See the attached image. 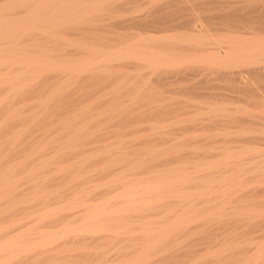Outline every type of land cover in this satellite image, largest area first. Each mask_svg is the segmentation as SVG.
<instances>
[{"label": "bare ground", "instance_id": "1", "mask_svg": "<svg viewBox=\"0 0 264 264\" xmlns=\"http://www.w3.org/2000/svg\"><path fill=\"white\" fill-rule=\"evenodd\" d=\"M119 1L120 0H5V2L2 1L0 3V131H1V133L2 132L6 133L5 140L3 142L1 141L0 148L4 144H9L10 148L13 145L18 146L21 142H23L22 138L27 134L26 133L27 131H28V133H30L31 136H33V139H32V137L30 138V139H32L31 142L29 141L31 143L30 146L27 144L29 146V148L27 146L28 152L25 154V156L23 158H21V160L19 159L20 161L16 162L15 165L12 164L13 163L12 161H11L12 163L9 162L10 165L12 164L13 166L9 165L10 166L9 167L7 165L8 167L6 169L4 168L5 169L4 171H2V169L0 168L1 169L0 171H2V173L0 172L1 173V175H0V201H2V200L7 201L8 199H11L14 194L16 196L17 195L16 193H18L17 191L19 189H21L20 186L25 185V187H26V184L29 186V188H31V189L34 188L35 189L34 191L36 192V151H37L36 146L39 144L36 145V139L34 138V133H33V135L31 133L33 130H35L36 125L39 123L41 124L44 120V117H46L51 112L49 110L50 109L52 110V108H51L52 103H54L55 105L56 104H65L67 101H70V100H75L77 102L78 101L84 102L85 104L87 102V105L80 103L81 105L86 106V107H84V109L82 108L83 110L81 109L82 113H83L82 114L80 112L81 116L82 115L87 116V114H85V113H88L90 108L92 106H94L93 104L96 103L95 101H94L95 103H93V100H97L98 102H100V99H103L101 97H103L104 95H107V93H109L108 96H111V97L114 96L113 98L116 99L119 97V94H120L119 90L122 87H124V88L129 87L130 91H132V93L130 95V101H129L130 103L128 102L129 104H127V105L135 104L132 106H136V103H138L139 100L140 101L146 100L145 102H150V101H147V98L150 99L148 94H151V93H148V92H150V88H151L150 85H153V83H155L156 85L157 84H165L167 82L170 83V81L172 83L173 80H171L169 73H168L169 68H171V67H178L179 68L182 66H189V65L194 66V64H196V63H199V64L201 63L202 65L205 64V66H208L212 69L213 68L219 69L218 71L216 70V72L219 75H226L227 74L226 76L228 78H230L231 81H233L234 83H237L239 86H241L240 88H242V86H244V85L250 84L249 82H251L250 81L251 76H260V77L264 76V66H262V65L261 66H262L263 70H262L261 66H260L261 69L260 68L259 69H257V68L252 69L251 68V70H243L241 68L238 70H231L228 72H226V71L223 72L221 69V68L233 67L236 65L238 66L240 64H247V65H248V63H250V65L256 64L255 62H257V61H260L259 64L261 63V60L264 57V36H261L262 33H264V28H262V29H260V28L264 27V3H262V4H258L255 2L253 3V1H249V0H162V1L152 0L155 2L160 1L157 4L155 3V6L153 7L152 12H149V13L143 12L144 14H139L137 16H136V14H138V13H135V16H133V17H132L133 14H131L132 13L131 12V13H129V16L131 14V17L123 18L125 16L121 15L118 22H124V25L128 28H132V27H134V28H136V27L137 28H146V27L164 28V27L168 26L167 23L164 22V18L167 17V15H157V14H155L156 11L163 10V9H169V10H172V9L173 10H184V9H188V8L189 9L190 8L191 9H195V8L197 9V8L201 7V9L212 11L211 12L212 14L208 15V16H202L200 14H197L196 12L195 13L192 12L193 14L191 13L192 14L191 18L188 19L187 21L183 22L186 24V26L188 25V30L186 32H183L185 34H180L179 31H177V32L175 31V32H173V34L172 33L171 34L166 33L167 35H154L153 33L149 34L150 32L149 33L147 32L148 34H145V33L142 34L141 33V34H137V35H132V34L127 33V34L123 35L124 32L126 33V31H124L123 34H119V31L116 32L115 30H112L111 28H107L109 26L113 27L114 23L102 22L106 19V18H104V15H106V14H107V16H105V17H108V15H109V17L110 18L113 17V19H114V17L116 19L117 17L120 16V15H118V16L117 15H111V14H113V13H111L113 10H115V9L117 10ZM122 1H125V0H122ZM255 1H257V0H255ZM258 1H260V0H258ZM129 2H131V1H129ZM133 3H135V2H133ZM151 3L153 4V2H151ZM146 4L144 5L145 7H147L149 5L148 4L146 6ZM121 6H122V4H121ZM119 8H121V7H119ZM122 9H124V8H122ZM137 9H139V8H137ZM114 13L116 14L118 12L114 11ZM161 13H162V11H161ZM183 17H185V16H183ZM235 18L239 19L238 21H239L240 27L241 26H243V27L249 26V28H251L250 30H246V31H240V30L238 31V29L235 28V29H237L235 33H239V34L245 33V35H247V34L251 35L250 37H243L239 34H238L239 36H234V34L232 32L235 30L231 31V30H227V29H226V32L227 31L229 32V34H230L229 36H228V34H227V36L225 34H223L225 36H223L222 34H221L222 36H220V35L212 36L213 34H211V33L217 28L211 29L210 26L220 24L219 22H217V23L212 22L213 20H222V19L227 20L228 19V21H229L230 19L232 20ZM108 19H106V21ZM206 20H208V22H206ZM179 22H180V20H179ZM179 22H176V23H179ZM173 23L174 22H172V24ZM225 23H226L225 25H229V26L231 24V23L228 24L227 21ZM120 25H122V24H120ZM172 26H174V25H172ZM114 29H116V28H114ZM146 29H148V28H146ZM218 29H221V28L218 27ZM217 30H215V31H217ZM222 30H224V29H222ZM154 31L156 32L157 30H153V32ZM158 31L163 32L164 30H158ZM174 33H176V34H174ZM183 43H185L188 46L187 50H185L186 48L184 50H182L183 48H181V47H184L185 45H182L181 47L178 46V45H181ZM189 48L192 51L188 50ZM186 51H188V52H186ZM201 67L204 69V65ZM205 68H207V67H205ZM189 71L190 70H188V71L179 70L178 71L179 72V74H178L179 75L178 76L179 81L187 79V77L192 74V72L191 71L189 72ZM170 72H171V70H170ZM211 72L213 73V71H211ZM152 74H154V78H150ZM219 77H221V76H219ZM254 78H252V79H254ZM256 80H258V79H255L254 82ZM261 80H262V78H261ZM254 85H255V83H254ZM186 87L187 86H185V90H186ZM90 88H95L97 90V93H98L97 97H94V98L93 97H87V95H89L87 90ZM246 88L248 89V87H246ZM259 88H258V90H259ZM187 89H189V90L191 89V91H192L194 89H197V85H194L192 83V85L188 86ZM243 89H244V87H243ZM253 89H255V88H253ZM153 90H155V89H153ZM85 92L88 94H84ZM121 92H122V90H121ZM196 92L198 93V91H196ZM194 93H195V91H194ZM199 95H200V93H199ZM155 96L157 97V95H155ZM257 96L258 97H260V96L264 97V94H262V93H261V95L260 94H258V95L253 94L252 97L258 98ZM104 97H107V96H104ZM128 97H129V95H128ZM153 97L154 96H152V98ZM98 98H100V99L98 100ZM122 98L123 99L125 98L124 95H123V97L119 98V99H121V102L119 99L116 101L112 100V102L113 101H115V102L112 104L110 103L111 105L107 104L108 106L110 105L108 107V109H106V111H102L104 108L101 109L100 113L97 112L98 115L100 114V116H101L103 113L106 114L105 116H107L109 114H112V116L114 115V117L119 115V117L115 118V120H117L118 118L120 119V114L123 115V112L127 111L126 109H130V107H132V106H130L128 108V106L126 105V102L128 100L125 102V105L122 104L123 103ZM157 98L159 99V95ZM160 98H162V97H160ZM254 98H253V100H254ZM262 99L264 100V98H262ZM104 100L105 99L101 100V102ZM154 101H156V100L154 99ZM258 101L262 102L261 108H259L260 105L256 103V105H259L258 108L262 111V113L259 109L257 110V112L260 111V113L264 117V103H263L264 101H261L260 99ZM74 103H76V102H74ZM253 103H255V102H253ZM50 104H51V107L49 108ZM138 104H140V103H138ZM148 105H150V104H148ZM189 105H191V104H189ZM152 106H154V105H151L150 107H152ZM94 107H92V108H94ZM167 107H168V105H167ZM140 108L141 107L137 108V109H139L138 113H144L143 110L140 112ZM144 108H146V107H144ZM221 108H223V107H221ZM62 109H63V107H62ZM67 109H68V106H67ZM137 109H134V110H137ZM154 109H155V107H154ZM168 109H169L168 114H169L170 110H171V112L173 111V109H171V108H168ZM219 109H220V107H219ZM252 109H254V108H252ZM196 110H197V108H196ZM213 110H215V109H213ZM71 111H73V110H71ZM76 111H78V110H76ZM68 112H65L64 114L67 115ZM213 112H212V114H213ZM59 113H60V111H59ZM153 113H155V112H153ZM162 113L164 114L165 112H162ZM70 114H73V113L70 112ZM91 114L92 113H89L90 116H91ZM126 114H129V113H126ZM130 114H131V112H130ZM151 114H152V112H151ZM186 114H187V111H186ZM50 115H53V113ZM69 115L66 116V118L62 122H60L61 119L58 120V119H56L57 117H55V119L57 120L56 122H59V123H61L59 125H62V126H60L59 129H54L55 132L57 130V132H56L57 136L60 135V136H62V138L64 136L67 139V143H65L64 144L65 146H64L63 142H65L66 139L63 138L64 141L62 142V139H60V136L57 137V140L58 139L61 140L63 148H65V147L66 148L67 147L72 148L73 146H75L76 143H78V142H76V140L79 141L77 139L78 137L75 135L76 132L74 133V131L77 130L76 128L78 127L77 126L78 123L76 124V121L73 120V115H71V117ZM77 115H78V113H76V115L74 114V117L76 116V118H77ZM124 115H125V113H124ZM143 115H142V117H143ZM53 116H55V115H53ZM61 116H62V114H61ZM125 116H124V118H125ZM131 116L128 115L127 117H129L130 120H128V119L127 120L132 122ZM154 116H156V114ZM58 117H60V116H58ZM87 117H86V120L88 119ZM97 117H99V116H97ZM97 117H96V119L99 120L100 118L98 119ZM132 117H135V116L133 115ZM60 118H62V117H60ZM93 118H94V116H93ZM103 118L105 119V117H103ZM124 118H121V119H124ZM149 118L153 119V117H149ZM170 118H173V117H170ZM179 118L180 117H178V119ZM187 118H189V116ZM216 118H218V117L216 116ZM255 118H256V116H255ZM50 119L48 118V120H50ZM55 119H52V120L55 121ZM79 119H77L78 122H79ZM132 119H134V118H132ZM178 119L175 118L173 120L175 121ZM199 119H200V117H199ZM15 120L17 121V123H21V126H20V124L17 125L20 127V130H16V131L12 130V126H13L12 123L13 122H11V121H15ZM86 120L85 119L82 120L83 124H84V121L86 123ZM92 120L94 121L95 119H92ZM101 120L103 121L102 118H101ZM127 120H125V121H127ZM143 120H145V119H143ZM187 120H189V119H187ZM109 121H111V120H109ZM121 121L123 123V120H121ZM125 121H124V123H126ZM135 121L137 122L139 120H135ZM135 121H133V122H135ZM155 121H158V119ZM160 121H162V120H160ZM160 121H159V123H160ZM165 121H167V120L165 119ZM165 121H162L161 123L166 124ZM224 121H225V119H224ZM44 122H47V120L46 121L44 120ZM50 122H51V120H50ZM88 122H89V119H88ZM95 122L97 124H99L98 121L95 120ZM133 122H132V124H133ZM148 122H151V121H148ZM261 122H262V120H261ZM103 123H105V122L101 123L103 125V127L105 128ZM159 123L157 125H159ZM233 123H235V122H233ZM257 123H259V122H257ZM50 124L51 123H49V125ZM90 124H92V123H90ZM225 124H226V122L224 123L223 127L225 126ZM49 125H48V127L47 126L46 127L49 128ZM53 125L59 127L58 123H57V125L56 124H53ZM93 125H95V123ZM136 125L139 126V123H137ZM136 125L134 124L135 128L136 127L138 128V126H136ZM155 125H156V123H155ZM155 125H154V123H151L150 126H155ZM182 125H180L179 129L180 130H186L187 132H189L187 130V127L185 125H183V126ZM82 126H85V124L82 125V123H81V127ZM87 126H86V128H87ZM123 126H125V125L123 124ZM164 126L168 127L169 125L168 126L164 125ZM37 127H40V126L38 125ZM97 127H98V125H97ZM156 127H159V126H156ZM221 127H222V125H221ZM25 128L27 129L26 132H24V130H26ZM83 128H84L83 131L85 132V127H83ZM129 128L127 129V126H126V130L129 131ZM143 128H145V127H143ZM165 128H164V130L166 131L167 129L170 128V126L167 129H165ZM177 128L178 127L175 126V131L178 130ZM228 128H230L229 125H228ZM52 129H53V127L51 128L49 133L51 131H53ZM98 129L96 128L95 130L97 131ZM106 129L109 130V128H106ZM106 129H105V131H107ZM130 129L133 130L132 128H130ZM145 129H147V128H145ZM225 129H227V127ZM36 130H38V129H36ZM78 130H80V129H78ZM100 130H99V133H100ZM154 130L152 131V133L155 132ZM216 130H218V129H216ZM86 131H88V130H86ZM92 131L89 130L88 132H91L93 134ZM105 131L102 130V132H105ZM120 131H125V130L121 129ZM141 131H144V130H141ZM146 131H145V133H142V132L141 133L146 134ZM157 131L158 130H156V132ZM223 131H224V129H223ZM115 132H116V130H115ZM148 132H147V134H148ZM158 132H160V131H158ZM173 132H174V130H173ZM181 132H183V131H180L181 136H177L176 133L174 135V137L177 136L176 138H174L172 136L173 134L171 136H172V138H174V142H178V144L180 143L182 145L184 144V147L187 148V146H189L188 143L191 144V141L188 142V140H190V139L186 138V137H188L189 134L186 133L187 135H182ZM185 132H183V133L185 134ZM39 133L40 132H38V134ZM78 133H77V135H81V133L79 131H78ZM107 133L109 134L110 132H107ZM122 133L124 134L125 132H122ZM122 133L117 135V137L115 136L116 138L114 137V142H112L111 145H109L110 144L109 141H106L109 145V146H107V148L103 147V145L106 146L107 144L105 145V144H103V142H101L102 144H100V145H102V146L100 147V149L105 148L106 149L105 151L103 149L102 150L106 153H109L111 149L118 150L119 151L118 153H117V151H115L116 156L120 154V156L118 158H119V160L121 159V161H118V162L124 163L125 160H127V155H128V154H126V155L124 154V150H126L127 148L130 147V149H132V153H134L135 151L137 152V150H134L133 148L134 147L136 148V146H138V145L132 147L130 145V143H128V141L122 139V137H121ZM141 133H139V132L137 133V134H139V136H138L139 138H141L140 137ZM163 133H164V131L161 133V135H160V133L155 135L157 140L159 139L158 135H160L159 137L164 136ZM92 134H91V136H89L88 133L86 135H88L87 137L91 138L92 136H95ZM94 134H96V132H94ZM45 135H47V134L45 133ZM45 135H42V136H45ZM150 135L152 137V134H150ZM50 136L48 139H50ZM52 136H53V133H52ZM108 136H106V137H108ZM111 136H113V135H111ZM189 136H193V135H189ZM197 136L198 135H196V137H195V135H194L195 140H197V138H199L201 135L198 137ZM236 136H235V138H233V140H231L230 138L229 139L226 138L229 141H227L225 138L222 139L221 141L219 140L220 144H218V142L215 141V139H216L215 137L213 140L212 136L209 133L204 134V136H203L204 139L202 141L203 142L207 141L208 144H206V145H204L203 143L202 144L204 145L203 146L204 148L208 149V152L217 150L218 148L222 151L221 153L218 151V153H220V154L219 155L216 154L215 155L216 158L212 159L213 158L212 157L210 160H208L209 155H207V154L202 155V156H199L200 154L197 155L198 154L197 152H199L200 150L202 152V149H204V148H201V145H199V146L197 145L198 147H200L199 151H194V150H198V149H194V147L198 148L197 146L192 147L193 148L192 151H190V149H192V148L188 147L189 148L188 151H190V153H189L190 157L188 155V152L183 153V154H187L186 155V157L188 156L187 159H185L186 158L185 156H183L185 158L181 157L180 155H183V154H180V153H178V155L172 156V159L171 158L169 159V157L171 155L168 154L167 152L169 151L168 147L172 143L171 142L172 138L169 139L170 141L168 140L169 143L171 142L170 145L166 143L167 147H164V146L160 147L159 144L155 145V147L159 146L161 149L165 148L164 150H166V151H164V153L170 155L169 157H166V155H164V157H166V159L168 158V161H166V163H168L170 161L168 164H171L172 166L168 165V164H164L161 161L162 164L167 165V166H165L166 169L164 168V169L160 170L161 168L158 165L155 166L156 168H154L153 165L156 164L158 161L160 162V159L158 160V158L160 156H163V154L160 153L161 150L158 151L156 148H149V145H151V141H150L151 138H150V136H149V138H147V135H146L147 139L145 137L142 138V140H145V141L142 144V146H139L141 148V149H139L140 151L138 150V152H142V153L144 151L145 154H143L141 158H137V159H136L134 154H133V157L129 156L128 159H131V158H135V159L134 160H127L126 161L127 165L126 164L125 165L128 169L129 168H131V169L132 168H139L140 165H142L144 162H146V160H144V156L148 155L147 157H149L151 160L157 159V162L155 161L156 163L150 164L154 168V172H153V170H152L153 168H152V169H150L151 171L149 173L153 172L154 174L153 175L151 174L150 177L147 176L148 178H142V177H144L142 174H141L142 177L140 176V178L139 177L133 178L132 176H134L136 174L130 176L129 175L130 173L127 174L126 172H124L126 170L123 171V168L120 165L118 167H121L123 172L118 173L120 175H118L117 178L115 177L116 179L121 180V184L116 186V189H118V190L115 192V194L112 193V195L109 192L111 195V196L109 195L110 197L105 198L106 195H104L103 196L104 199L101 196L102 199L99 198L100 199L99 200L98 197L96 196L98 199V200L96 199V202L94 201L95 198H93L94 200L92 199L94 202L93 201L90 202L91 200L89 198H86L88 190H85L86 188L82 189V187L80 188L79 186H77L76 185L77 182L75 181L76 183H74V180H73V183H74V185H76L74 188L79 187L80 190H77L74 193L73 199H69V197H68L69 200L65 201L64 204L61 203V206H57V204H56V207H55L54 206L55 203H54V205L52 206L53 208L51 207L52 209L51 208L45 209V210L41 209L42 210L41 212L40 211L36 212L35 205L33 204L34 202H36L35 201V196H36L35 194L36 193H34V192H33L34 194L31 193L32 195L30 194V196H24L23 195L22 197H19L20 199L19 200L16 199L15 200L16 202L13 201L14 202L13 204L11 202V204L9 205V209L7 211L12 212L13 210H17L20 212V210L22 208H24L27 204H31V205L33 204L32 206H34V207H32L31 209H33V208H35V209H33V210L29 209L30 210L29 211L27 208H25L29 212L28 213L25 212L26 214H23V216H17L16 214H15L16 215L15 216L13 213L9 212L14 217H12L8 222H6V223H8V225L7 224L6 225L5 224L0 225L1 226L0 227V234L4 233V231L6 229L4 236L1 235L4 238H2L0 236L1 237L0 238V264H11V263H13V264L14 263L15 264H25V262L27 260L33 261L36 259V256L39 255L40 253H44V252H48V251L50 252V250H52V249L54 250L55 248L57 249V247L61 246L60 245L61 242H63L61 239H63L66 235H69L72 233H76L74 236H76L77 234L78 235H82V234L84 235V233H86V235H88V233L89 234L91 233V235L97 234L94 237L95 239L96 238L97 239H103V238H105L104 234L106 232L107 233L109 232L108 234L114 235L115 236L114 238H117V236H119L121 233H129V232H132L133 230L135 232H137L138 234L134 235L135 237L132 235L133 236L132 238H134V239L142 238V242L140 243V248H139V252H138L139 254L137 255V257H134L135 259L132 258L133 261L131 259V262H130V260L128 262H129V264H147V263L150 264L151 261L146 262V263H145V261H147V259H148L147 257L152 253V251L154 249H156V248H158V250L160 249V247H158L160 245V243L162 244L164 241H167L169 239H173L185 231H187V232L190 230L192 231L196 224H199V227L197 225V228H199V229L202 228V230H203V224L200 227L202 222L198 223V221H197V220H200V218L206 217L207 219L210 220L209 223L213 222V225L214 224L217 225L218 228L225 227L226 225H228L230 223V221H228V220L231 219L232 217L229 218L227 216L229 219L224 217V216H226L225 211L224 212L222 211L223 208L225 209L224 204L229 205L231 202L237 203L239 201V198H240V194L238 193L239 188L245 187L248 185L247 182L244 181L245 178L247 177L246 174H249L251 172H254L255 174L257 173L256 181L247 187L251 188L252 185H254L255 189H257L258 187L260 188L262 186L261 185L262 183H264L262 181L263 179H261L259 177V174H262V173L257 171L260 169L258 168L257 170H255L257 168L256 167L253 170L252 169L250 170L249 166L251 165V163H249L250 165L248 163H246L247 162L246 159H247L248 154L254 155L255 153L258 152V154L262 153L264 155V152H262V150H264V148L262 150H260L261 149L260 147H259L260 149H255L256 146H253V148L251 146L250 147L248 146L249 148L247 146H244V148H241L240 145H238V146L235 145L232 148L230 146H228L224 150L220 148L224 141H227L228 144L230 141L237 142V143L241 142V138L238 139L239 137L236 138ZM36 137H38V140H39V136H36ZM81 137H82V135H81ZM87 137H86V139H87ZM134 137H136V135ZM194 137H191V138L194 139ZM223 137H225V136H223ZM53 138H54V136H53ZM82 138L84 139V135ZM126 138H127V136H126ZM163 138H165V137H163ZM23 139H25V138H23ZM112 139H113V137L112 138L109 137V140H112ZM160 139L164 143V141H163L164 139H162V138H160ZM217 139H219V138H217ZM43 140H44V138H43ZM82 140L80 138V141H82ZM127 140H129V138ZM153 140L156 141V139H153ZM44 141L46 143V139ZM47 141L51 142V140H47ZM86 141H89V138ZM133 141H138V140H133ZM149 141H150V144H149ZM155 141H154V144H155ZM158 141H156V142H158ZM199 141H200V138H199ZM242 141H243V139H242ZM39 142H41V141H37V143H39ZM50 142H48V143H50ZM82 142L80 143V145H78L79 148H80L81 144H83ZM106 142H104V143H106ZM129 142H130V140H129ZM139 142L142 143L143 141L142 142L139 141ZM139 142L136 144H139ZM193 142H195V141H193ZM200 142L198 144H200ZM41 143H43V141ZM41 143H40V145H41ZM45 143H43V144H45ZM55 143L56 142H54L53 144L55 145ZM84 143H85V140H84ZM88 143H90V142H88ZM158 143H160V142H158ZM57 144H59V142ZM66 144H67V146H66ZM154 144L152 143L153 147H154ZM59 145H61V144H59ZM97 145H95V146H97ZM257 145H259V144H257ZM144 146H147V147H144ZM174 146H176V143ZM174 146H172V147L170 146V149H172L170 151V153L173 151V149L175 151ZM178 146H180V145H178ZM178 146L176 149H179ZM223 146H224V144H223ZM226 146H227V144H226ZM87 147H88V144H87ZM91 147H93V145ZM98 147H99V145H98ZM98 147L96 148L97 152L99 150L98 154H102L103 151L102 150L100 151V149H98ZM108 147H110V149ZM139 147H137V148H139ZM12 148H11V151H12ZM42 148H44V147L42 146ZM63 148H62V150H63ZM90 148H89V150H90ZM186 148L184 149L185 151H187ZM69 149H67L66 151H70ZM142 149H143V151H141ZM25 150H26V148H25ZM52 150H53V148H52ZM76 150H79V149H76ZM76 150H74V151L76 152ZM89 150H88V152H90ZM8 151H9V149H8ZM38 151H40V150H38ZM43 151H44V149H43ZM71 151H73V150H71ZM92 151H94V150H92ZM92 151L90 153H92ZM40 152H42V150ZM40 152H39V154H40ZM48 152L51 153L50 151H48ZM60 152L64 153L62 151H60ZM94 152H93V154H96V152L95 153ZM61 153L58 154L59 157H60ZM80 153H83V152H80ZM126 153H128V149H127ZM173 153H172V155H173ZM55 154H56V152H55ZM64 154H63V156H64ZM69 154L75 155L73 153H69ZM6 155H8V154L6 153ZM51 155L49 154L50 157H51ZM78 155H80V154L78 153ZM91 155L92 154H90L89 156H91ZM138 155H141V154H138ZM212 155H214V154H212ZM37 156H39V155H37ZM44 156H45V154H44ZM93 156H95V155H93ZM97 156H96V158L98 159ZM101 156L103 157V154L100 155L99 158ZM108 156H110V155H108ZM111 156L108 158L109 159L108 160L107 155H106L107 160L106 159L104 160L105 162H103L104 164L102 163L103 165L100 164V165H102L101 169H103V171L104 170L107 171L108 168L112 167L111 164H115V161L117 158H115V156H113L114 157V159H113V157H111ZM255 156H256V154H255ZM255 156H253V157H255ZM11 157H13V156H11ZM54 157H55V155H54ZM56 157H57V154H56ZM164 157H162L161 159H163ZM253 157H251V158H253ZM39 158L44 159L43 155H42V157L39 156ZM72 158H74V157H72ZM189 158H192V159H189ZM40 159L38 160V162H41ZM47 159H49V158H47ZM54 159H51V160H54ZM75 159H76V157H75ZM188 159H189V161H188ZM258 159H260V158H258ZM3 160L4 159L2 158V160H0V163L3 162ZM51 160H48V162L49 161L51 162ZM249 160H251V159H249ZM7 161H8V159H7ZM76 161L77 162L79 161L78 158ZM243 161L244 162L246 161L245 163L249 166H245L246 164L244 166H242V164H244ZM253 161H256V160L252 159V162ZM118 162H116V163H118ZM159 162L157 164H160ZM5 163H3V164H5ZM70 163L74 164L75 161L74 162L70 161ZM78 163H79L78 166L81 165L80 164L81 162H78ZM150 163H151V161H150ZM47 165H49V164H47ZM240 165L242 168H240ZM3 166H1V167H3ZM42 166H44V165H42ZM71 166H69V167L71 168ZM74 166H76V165H74ZM82 166H83V164L81 165V167ZM229 166L233 167V169H232V170H234L233 173H232V170L229 169ZM238 166H239V168H238ZM260 166H263V165L261 164ZM260 166H258V167H260ZM76 167L75 168L73 167V168L77 169ZM81 167L79 166L77 170H80L79 168H81ZM123 167H125V166H123ZM226 167L231 171L232 174L229 171L228 172L230 175L228 174V172H226L227 174H225V170L227 169ZM144 168L145 167L143 166V170H144ZM157 168H160V169L157 171ZM155 169H156V171H155ZM77 170L73 171V173H75L76 175H77V173L75 171H77ZM262 170H264V167L261 168V171ZM68 171H70V170H68ZM81 171H83V170H81ZM95 171L97 172L99 170H95ZM16 172H17V174H16ZM101 172H102V170H101ZM101 172L99 171L100 175H101ZM108 172L109 171H107V173ZM69 173L71 174V172H69ZM83 173H85V174L80 173L76 176L77 178L81 179V181H83L82 179H84L85 177L88 178L91 175H95L93 173L87 177L86 173H88V172L85 171ZM13 174L17 175V176L13 177ZM68 175L69 174H67V176ZM72 175L73 174H71V176ZM253 176H254V174H253ZM47 178L51 179L52 177L48 176ZM56 178L57 177H55L54 179H56ZM67 178L65 177L66 180H67ZM110 178H112V176ZM115 178H113L112 180H114ZM258 178L261 179V181H258L257 180ZM63 179H64V177H63ZM69 179H70V177H69ZM72 179H74V178L72 177ZM86 181H88V180H86ZM86 181H85V183H86ZM78 182H80V181H78ZM111 182H114V181H111ZM73 183H71V184H73ZM97 183L95 185H97ZM105 183H106V185H108L107 182H105ZM105 183L103 185H105ZM117 183H120V182L118 181ZM113 186H114V184H113ZM18 187H19V189H18ZM72 188H73V185H72ZM93 188H91L90 190H92ZM99 188H101V187H99ZM103 188H105V187H103ZM68 189L70 190V185H69ZM255 189L252 188L251 190L253 191ZM69 190H68V192H69ZM26 191H28V190H26ZM57 191L59 192L60 190H57ZM114 191H112V192H114ZM58 192H57V194L60 193V192L59 193ZM27 193H29V192H27ZM93 193H94V191H93ZM33 195H35V196H33ZM72 195H70V197H72ZM88 195H90V194H88ZM107 196H108V194H107ZM11 200H13V199H11ZM88 200H90V201H88ZM198 202L201 204L200 206H202V207L197 206ZM260 202H261V200H260ZM202 204L204 205V207ZM242 204H244V203H242ZM251 204H252V202H251ZM31 205H27L28 208H30ZM239 205H240V202H239V204H237V207H236L237 210L234 211V213H232V214H237V216H240V219H241L240 222H244V220H242V219L247 218L246 211H244L245 214H242V212H239V211H242L243 209L246 210L247 208L245 209L246 205L245 206L241 205L242 207H240ZM233 206H235V204ZM249 208H248L249 210L247 209V211H249V212H250V210H251V212H254V213L258 211V210H256L257 208L256 209L254 208L255 210L253 209V211H252V208L250 206H249ZM150 209H152L154 212L157 209L159 211L158 213L161 214L160 215L161 217L163 216L162 214H164L163 220H164V218L167 217V221H163V223H162V222H160L162 220L161 218H156L159 220L161 219L160 221H157V222H156V220L153 221V220L148 219L149 218L148 216L150 214L148 216H146L147 212H145V211L149 210V213H151L152 210L150 212ZM37 210H39V209H37ZM233 210H234V208H233ZM0 211H2V210L0 209ZM7 211L4 212V210H3L2 212H4L6 215H8L9 213H7ZM22 211H23V209H22ZM72 211H74V212L76 211L78 214H82L80 216V218L78 219L77 223H69L70 221L68 223L67 222L64 224L62 223L63 225L58 226L59 227L58 231H53L51 229L49 230L48 228H46L47 229L46 230V229H43V226H42V229H40V231L36 233V231H38V230H36L37 229L36 225L39 222H41L42 220L44 222L45 221L44 219H48V218L49 219L50 218L55 219L54 217H59V218L55 219V221H56V220L60 219V217H65V216L68 217L69 215L72 214ZM259 211H260V209H259ZM13 212H15V211H13ZM135 212H137L138 215H136L137 213L135 214ZM156 212L154 215L152 214L153 217L157 216ZM131 213H134L133 214L134 216L135 215L139 216V214L140 215L142 214L140 216V217H142V219L140 217L138 218L139 223L138 222H136L134 224L132 223V221L135 222L136 220L134 221L131 218L137 219V217H130ZM5 214H3V215L5 216ZM263 215H264V213H263ZM244 216H246V218H241ZM248 216H249V214H248ZM259 216H260V213H259ZM153 217L151 219H153ZM235 218L239 219V217H236V216H235ZM65 219H66V217H65ZM140 219H141V221H140ZM237 219L235 220L236 222H237ZM247 219L252 220L249 218H247ZM247 219L245 221H247ZM254 219L252 220L254 222L248 223L247 226H252L254 223H256L257 220L255 221ZM47 221L48 220H46V222ZM207 222H208V220H207ZM233 222H234V220H233ZM52 223H54V222H52ZM203 223H204V221H203ZM262 224H264V223L262 222ZM256 226H255V228H257ZM37 227H38V225H37ZM49 227H50V225H49ZM205 227H204V229H205ZM38 228H41V227H38ZM209 229L211 230L212 228L209 227ZM102 232H105V233L101 234ZM135 232H134V234H135ZM248 232H250V231L248 230ZM98 233H100V234L98 235ZM132 233H130V234H132ZM208 233H210V232H208ZM252 233H254V232H252ZM258 233H260V231ZM212 234H214V233H212ZM78 235L76 236L77 238L80 237ZM110 235H109V238L112 237ZM137 235H140L141 237H139V236L137 237ZM61 236H64V237H62L61 239L59 238V240H58L59 242H58L57 239H58V237H61ZM128 236L131 238V235L127 234V240L130 239V238L128 239ZM228 236H229V234H227V235L224 234V236L222 237V238H224V240L221 241V244L217 247L212 246L213 248L212 247L211 248L206 247L204 249L202 248L203 251L199 252V253L198 252L195 253V255H194L195 257L191 254L194 257V259H192L193 257L191 255H189L192 257L191 258L192 260L190 261L189 264H191V263L193 264V262H194V264H209L212 261L215 264H234L231 262V260L234 259V257L237 258L236 259L237 261H235V262H237V264H264V241L262 243H260L259 245H252V241L250 239L246 238V240H244V241H235L234 242L231 239L229 241ZM106 238H108V236ZM132 238L130 240H132ZM69 239H71V238L69 237ZM81 239H84V237L79 238V240H81ZM232 239H234V238H232ZM60 240H61V242H60ZM75 240H78V239L75 238ZM118 240H120V239H118ZM64 244L67 245L65 243V241H64ZM178 244H180V243H178ZM62 247H64L63 243H62L61 248ZM138 247H139V245H138ZM178 247H179V245H177V250H180L182 247V244H180V248H178ZM192 249H191V251H192ZM165 250H167V249H165ZM196 250L195 251L193 250V251L196 252ZM167 251H169V250H167ZM187 251L188 250H186V253H187ZM193 251H192V253H193ZM249 251H251L250 254H247ZM157 252L158 251L156 250V253ZM181 252H184V251H181ZM136 253H137V251H136ZM188 254H189V252H188ZM169 255L171 258V253ZM173 255H175V254H173ZM153 256H155V255H153ZM164 256L161 257L162 260H165V259H163ZM167 256L168 255L166 254V258H167ZM54 257L55 256H53V258ZM150 257H152V256H150ZM31 259H33V260H31ZM29 263H31V262H29ZM159 263H163V262L160 261ZM183 263L184 262H182V264ZM123 264H126V263H123Z\"/></svg>", "mask_w": 264, "mask_h": 264}, {"label": "rangeland", "instance_id": "2", "mask_svg": "<svg viewBox=\"0 0 264 264\" xmlns=\"http://www.w3.org/2000/svg\"><path fill=\"white\" fill-rule=\"evenodd\" d=\"M2 1H4L5 2V0H1L0 1V3L2 2ZM126 1V2H125ZM125 1H122V0H120L119 1V3H118V8H117V10L115 9V10H113L111 13H113V14H111V15H120L119 17H117L116 19H115V17H114V19H113V17H109V15H108V17H105V16H107V14L106 15H104V18H106V19H108L107 21H106V19L104 20V21H102V22H106V23H114V26L113 27H111V26H109V27H107V28H111L112 30H115L116 32H118L119 31V34H123V32L124 31H126V33L124 32V34L123 35H125V34H132V35H137V34H148L149 32V34H154V35H167V34H173V32H177V31H179L180 32V34H185V33H183V32H186L187 30H188V25L186 26V24L185 23H183L184 21H187L188 19H190L191 18V15L193 14L192 12H196L197 14H200V15H202V16H208V15H211L212 13V11H210V10H204V9H201V7L200 8H195V9H184V10H169V9H163V10H159V11H156V13L155 14H157V15H167V17H165L164 18V22H166L167 23V25L169 26H167V27H164V28H158V27H146V28H148V29H146V28H134V27H132V28H128V27H126L125 25H124V22H118L119 21V19H120V17H121V15L122 16H125V17H123V18H128V17H131V14H133L132 15V17L133 16H135V13H138V14H136V16L137 15H139V14H144V13H149V12H152V10H153V7L155 6V3L157 4V3H159L160 1H162V0H160V1H157V2H155V1H152V0H125ZM129 1H131V2H128ZM153 2V4L151 3V2ZM249 1H253V3L255 2V3H258V4H262V3H264V0H260V1H255V0H249ZM133 2H135V3H133ZM137 2V3H136ZM140 2V3H139ZM132 3V4H131ZM147 3V4H146ZM121 4H122V6H121ZM143 4V5H142ZM146 4V6L147 7H145L144 5ZM140 5V6H139ZM142 5V6H141ZM153 5V6H152ZM130 6V7H129ZM119 7H121V8H119ZM141 7V8H140ZM145 7V8H144ZM199 7V6H198ZM122 8H124V9H122ZM129 8V9H128ZM137 8H139V9H137ZM144 10H143V9ZM123 11H122V10ZM142 9V10H141ZM123 12H121V11ZM133 10V11H132ZM151 10V11H150ZM114 11L115 12H118V13H114ZM139 11V12H138ZM161 11H162V13H161ZM172 11V12H171ZM199 11V12H198ZM205 11V12H204ZM122 14H121V13ZM132 12V13H131ZM134 12V13H133ZM141 12V13H140ZM144 12V13H143ZM158 12V13H157ZM166 12V13H165ZM188 12V13H187ZM202 12V13H201ZM129 13H131L130 14V16H129ZM176 13V14H175ZM192 13V14H191ZM209 13V14H208ZM125 14V15H124ZM128 14V15H127ZM127 16V17H126ZM173 16V17H172ZM183 16H185V17H183ZM180 17V18H179ZM122 18V19H123ZM113 19V20H112ZM173 19V20H172ZM176 19V20H175ZM110 20V21H109ZM172 20V21H171ZM179 20H180V22H179ZM239 19H237V18H235V19H230L229 21H228V19L226 20H224V19H222V20H213L212 22H219L220 24H218V25H211L210 26V28L211 29H215V28H217L218 29V27L219 28H221V29H215V30H217V31H213L211 34H213L212 36H218V35H220V36H222L223 34H225L226 36H227V34H228V36L230 35L229 34V32L227 31L226 32V29L227 30H231V31H233V30H235V31H233L232 33L234 34V36H239V35H241V36H243V37H250L251 35H245V33H243V34H239V33H235L236 32V30L238 29V31L240 30V31H246V30H250L251 28H249V26H246V27H243V26H239V21H238ZM115 21V22H114ZM227 21V23L229 24V23H231L232 21V23L230 24V26L229 25H225L226 22ZM172 22H174L173 24H172ZM176 22H179V23H176ZM206 22H208V20H206ZM211 22V21H210ZM119 23V24H118ZM223 23V24H222ZM120 24H122V25H120ZM176 24V25H175ZM118 25V26H117ZM124 25V26H123ZM172 25H174V26H172ZM179 25V26H178ZM227 26V27H226ZM234 26V27H233ZM239 26V27H238ZM214 27V28H213ZM234 29H233V28ZM114 28H116V29H114ZM154 28V29H153ZM185 30H183V29ZM187 28V29H186ZM229 28V29H228ZM235 28H237V29H235ZM240 28V29H239ZM259 28V27H258ZM262 28H264V27H261L260 29H262ZM120 29V30H119ZM222 29H224V30H222ZM244 29V30H243ZM145 30V31H144ZM152 30V31H151ZM153 30H157L156 32L154 31L153 32ZM158 30H164L163 32H159ZM144 31V32H143ZM169 31V32H168ZM130 32V33H129ZM148 32V33H147ZM159 32V33H158ZM167 33V34H166ZM217 33V34H216ZM231 33V34H232ZM174 34H176V33H174ZM178 34V33H177ZM179 34V35H180ZM216 34V35H215ZM222 34V35H221ZM237 34V35H236ZM239 34V35H238ZM225 35H223V36H225ZM261 36H264V33H262V35ZM182 45H185L184 47H181ZM178 46H180L181 48H183L182 50H184L185 48V50H187V48H188V46L185 44V43H183V44H181V45H178ZM188 50H190V48L188 49ZM190 51H192V50H190ZM186 52H188V51H186ZM264 57L262 58V60H261V63L259 64V62L260 61H257V62H255L256 64H251L250 65V63H248V65L247 64H240V65H236V66H233V67H228V68H221L222 69V71L223 72H228V71H231V70H238V69H243V70H251V68L252 69H259L260 68V66L262 65V66H264ZM204 65V69L201 67V66H203ZM199 64V63H196V64H194V66L193 65H189V66H182V67H171V68H169L168 70H169V76H170V78H171V80H173L172 81V83H171V81H170V83H165V84H155V83H153V85H150V92H148V93H151V94H148L149 95V97H150V99L149 98H147V101H150V102H145L146 100H139L138 101V103H140V104H138V103H136V106H132V105H135V104H130V105H127V104H129L130 102V95H131V93H132V91H130V88L129 87H122L120 90H119V93L121 94H119V97L118 98H116V99H114L113 97H111V96H108L109 95V93H107V95H104V96H107V97H101V98H103V99H105L104 101H102L101 102V100H103V99H100V98H98V100L100 99V102H98L97 100H93V103H95V104H93L94 106H92V107H94V108H90V110H89V112L88 113H85V114H87V118L89 119V122H88V119L86 120V117L84 116V115H82L81 116V113H82V110L84 109V107H86L85 105H87V102H86V104L84 103V102H77V101H75V100H70V101H67L65 104H54V103H52V107H51V104H50V106H49V108L51 107L52 108V110L50 109L49 111H51L46 117H44V120L46 121L47 120V122H44V120H43V122L40 124H37L36 125V128H35V130H33L32 131V135H33V133H34V138L36 139V145L37 144H39V145H37L36 147L38 148H36V150L38 151V150H42V152H40V151H36V192L34 191L35 189L34 188H29V186L26 184V187H25V185H23V186H20V188L21 189H19V187H18V193H16L17 195V197L15 196V194L13 195V197L11 198V199H13V200H11V199H8L7 201H5V200H2V201H0V209L3 211L4 210V212L5 211H7L8 209H9V205L11 204V202H12V204L14 203V202H16L15 200L16 199H20L19 197H22L23 195L24 196H30V194L32 193V194H34V193H36L35 195H33V196H35V201L36 202H34L33 204L35 205V208H36V212H41L43 209L45 210V209H49V208H51L53 205H54V203H55V207H56V204H57V206H61V203L62 204H64L65 203V201H68L69 199H73V196H74V193L77 191V190H80V188L82 187V189H85V190H88V193H87V196H86V198H89L90 200H88V201H90V202H92L94 199L93 198H95V202H96V199H97V197H98V199L99 198H101V196H102V198L104 199V195H106L105 196V198H107V197H110L111 195H112V193L113 194H115V192L118 190V189H116V186L117 185H119V184H121V180L120 179H116L117 178V176L118 175H120V174H118V173H121V172H123L124 170H126V171H124V172H126L127 174H129L130 176L131 175H134V174H136V175H134V176H132L133 178L135 177V178H137V177H139L140 178V176L142 177V175L144 176V177H142V178H148L147 176H151V174L153 175L154 173V168H156L155 166L156 165H158L160 168H157V171L160 169V170H162V169H166V167L165 166H167V165H164V164H168V163H166V161H168V158L166 159V157H169L170 155V157H169V159L171 158L172 159V156H175V155H178V153H180V154H183V153H185V152H188V155H189V157H190V151H192L193 150V148L192 147H194V146H199V145H201V148H204L203 146L204 145H206V144H208L207 143V141H202L204 138H203V136H204V134H210L211 136H212V138H213V140H214V137L216 138L215 139V141H217L218 142V144H220L219 143V140L221 141L222 139H226V138H230L231 140H233V138H235V136H236V138L237 137H239L238 139H240L241 138V142H232V141H230L229 142V144H228V142L227 141H229L228 139H226L227 141H224L223 143H222V145H221V149H225V148H227L228 146H230L231 148L232 147H234L235 145L236 146H238V145H240V147L241 148H244V146H251L252 148H253V146H256L255 147V149H260V150H262L263 148H264V117H263V115L261 114L262 113V111L259 109V108H261V103L262 102H260V101H258L259 99L261 100V101H264L262 98H264V97H258V98H254V97H252L253 96V94H256V95H258V94H260L261 95V93L262 94H264V76H251V79H250V81L251 82H249L250 84H247V85H244V86H242V88H240L241 86H239L237 83H234L233 81H231L230 80V78H228L226 75H219L217 72H216V70L218 71L219 69H216V68H210V67H208V66H205V64ZM243 65V66H242ZM258 65V66H257ZM196 66V67H195ZM200 66V67H199ZM246 66V67H245ZM256 66V67H255ZM262 66H261V68H262ZM199 67V68H198ZM205 67H207V68H205ZM192 68V69H191ZM194 68V69H193ZM202 68V69H201ZM260 68V69H261ZM207 69V70H206ZM170 70H171V72H170ZM179 70H185V71H188V70H190L191 72H192V74L191 75H189L188 77H187V79H185V80H180L179 81V79H178V74H179ZM262 70H263V68H262ZM189 71V72H190ZM211 71H213V73L211 72ZM171 74V75H170ZM254 75V74H253ZM219 76H221V77H219ZM147 77V76H146ZM255 77V78H254ZM150 78H154V74H152L151 75V77ZM189 78V79H188ZM252 78H254V79H252ZM260 78V79H259ZM261 78H262V80H261ZM229 79V80H228ZM255 79H258V80H256L255 82H254V80ZM223 80V81H222ZM192 83L194 84V85H197V89H194V90H192L191 91V89L189 90V89H187L188 88V86H191L192 85ZM252 83V84H251ZM254 83H255V85H254ZM262 84V85H261ZM155 85V86H154ZM185 86H187L186 87V90H185ZM243 87H244V89H243ZM246 87H248V89L246 88ZM260 87V88H259ZM253 88H255V89H253ZM258 88H259V90H258ZM95 91H94V90ZM153 89H155V90H153ZM199 89V90H198ZM251 89V90H250ZM253 89V90H252ZM121 90H122V92H121ZM94 93H93V92ZM130 93H129V92ZM194 91H195V93H194ZM196 91H198V93L196 92ZM87 92L89 93V95H87V97H97L98 96V93H97V90L95 89V88H90V89H88L87 90ZM127 94H126V93ZM154 92V93H153ZM88 93H84V94H88ZM191 93V94H190ZM199 93H200V95H199ZM100 94V93H99ZM104 94V93H103ZM124 95V99H123V103L122 104H124L125 105V102H126V105L128 106V108L130 107V106H132V107H130V109H124L126 112H123V115L122 114H120V119L118 118L117 120H115V118H117V117H119V115L118 116H115L114 117V115L112 116V114H109V115H107V116H105L106 114H102L101 116H100V114L98 115V113H100L101 111V109H103L102 111H106V109H108V107L112 104V103H114L116 100H118L120 97H123V95ZM161 94V95H160ZM252 94V95H251ZM126 95V96H125ZM128 95H129V97H128ZM155 95H157V97H158V95H159V99L155 96ZM244 95V96H243ZM152 96H154L153 98H152ZM263 96V95H262ZM160 97H162V98H160ZM246 97V98H245ZM157 98V99H156ZM244 98V99H243ZM248 98V99H247ZM252 98V99H251ZM253 98H254V100H253ZM109 99V100H108ZM152 99V100H151ZM154 99L156 100V101H154ZM256 99V100H255ZM112 100H115V101H113L112 102ZM120 100V102H121V99H119ZM72 101V102H71ZM76 102V103H74V102ZM95 101V102H94ZM154 101V102H153ZM70 104H69V103ZM99 104H98V103ZM118 102V101H117ZM129 102V103H128ZM164 102V103H163ZM189 102V103H188ZM253 102H255V103H253ZM78 103V104H77ZM85 104V105H81V104ZM101 103V104H100ZM111 103V104H110ZM256 103L257 104H259V105H256ZM264 103V102H263ZM80 104V105H79ZM107 104H110L109 106L107 105ZM138 104V105H137ZM148 104H150V105H148ZM186 104V105H185ZM189 104H191V105H189ZM71 105V106H70ZM78 105V106H77ZM140 105V106H139ZM146 105V106H145ZM151 105H154V106H152V107H150ZM159 105V106H158ZM167 105H168V107H167ZM61 106V107H60ZM67 106H68V109H67ZM70 106V107H69ZM107 106V107H106ZM126 106V107H127ZM194 106V107H193ZM199 106V107H198ZM247 106V107H246ZM258 106H259V108H258ZM62 107H63V109H62ZM98 107V108H97ZM102 107V108H101ZM125 107V108H126ZM139 107H141L140 108V112L143 110V112L144 113H138L139 112V109H137V108H139ZM144 107H146V108H144ZM154 107H155V109H154ZM165 107V108H164ZM210 107V108H209ZM219 107H220V109H219ZM221 107H225L224 109L223 108H221ZM251 107V108H250ZM48 108V109H49ZM73 108V109H72ZM83 108V109H82ZM151 108V109H150ZM163 108V109H162ZM168 108H171V109H173V111L171 112V110L169 111V114H168ZM192 108V109H191ZM195 108V109H194ZM196 108H197V110H196ZM252 108H254V109H252ZM257 108V109H256ZM56 109V110H55ZM67 111H66V110ZM78 110V111H76V110ZM82 109V110H81ZM97 109V110H96ZM133 109V110H132ZM134 109H137V110H134ZM160 109V110H159ZM166 109V110H165ZM188 109V110H187ZM199 109V110H198ZM213 109H215V110H213ZM260 110L261 111V113H260V111H258L257 112V110ZM64 110V111H63ZM70 110V111H69ZM71 110H73V111H71ZM76 112H75V111ZM80 110V111H79ZM132 110V111H131ZM163 110V111H162ZM209 110V111H208ZM251 110V111H250ZM253 110V111H252ZM256 112H255V111ZM55 111V112H54ZM59 111H60V113H59ZM62 111V112H61ZM69 111V112H68ZM94 111V112H93ZM129 111V112H128ZM136 111V112H135ZM186 111H187V114H186ZM214 111V112H213ZM216 111V112H215ZM58 112V113H57ZM65 112H68L67 113V115L66 114H64ZM70 112H72L73 114H70ZM81 112V113H80ZM98 112V113H97ZM130 112H131V114H130ZM151 112H152V114H151ZM153 112H155V113H153ZM162 112H165L164 114L162 113ZM212 112H213V114H212ZM53 113V115H55V116H53V115H50V114H52ZM76 113H78V115H77V118H76V116L74 117V114L76 115ZM89 113H92L91 114V116L89 115ZM94 113V114H93ZM97 113V114H96ZM124 113H125V115H124ZM126 113H129V114H126ZM147 113V114H146ZM158 113V114H157ZM223 113V114H222ZM61 114H62V116H61ZM70 114V115H69ZM83 114V113H82ZM136 117H132L133 115ZM138 114V115H137ZM144 114V115H143ZM156 114V116H154ZM160 114V115H159ZM236 114V115H235ZM253 114V115H252ZM50 115V116H49ZM70 116L71 117V115H73V120H75L76 121V124L78 123V127L76 128L77 130L76 131H74V133H75V135L78 137L77 139L80 141V138H81V140L83 139L82 137H83V135H84V139L82 140V141H77L76 140V142H78V143H76L75 144V146H73L72 148H70V147H65V148H63V145L65 144V143H67V139L63 136V138L64 139H66L65 140V142H63L64 140H63V138H62V136H60V139H62V142H63V145H62V142H61V140L60 139H58L57 140V137H59V136H57V130H56V132H55V130L54 129H59L60 128V126H62V125H59V124H61V123H59V122H56L57 120L56 119H58V120H60V122H62L65 118H66V116ZM128 115H132L131 116V120H132V122L133 121H135V120H139V121H135V122H133V124H132V122L131 121H128V120H130V118L129 117H127ZM142 115H143V117H142ZM163 115V116H162ZM172 115V116H171ZM187 115V116H186ZM215 115V116H214ZM49 116V117H48ZM58 116H60V117H62V118H60V117H58ZM65 116V117H64ZM93 116H94V118H93ZM97 116H99V117H97ZM124 116H125V118H124ZM141 116V117H140ZM189 116V118H187ZM216 116L218 117V118H216ZM255 116H256V118H255ZM52 117V118H51ZM55 117H57L56 119H55ZM64 117V118H63ZM81 117V118H80ZM84 117V118H83ZM96 117L99 119V120H97L96 119ZM103 117H105V119L103 118ZM107 117V118H106ZM127 117V118H126ZM149 117H153V119L152 118H149ZM157 117V118H156ZM170 117H173V118H170ZM178 117H180L179 119H178ZM191 117V118H190ZM199 117H200V119H199ZM234 117V118H233ZM48 118L51 120V122H50V120H48ZM68 118V117H67ZM80 118V119H79ZM95 119L96 121H98V123L99 124H97L96 122H95V120L93 121L92 119ZM101 118L103 119V121L101 120ZM121 118H124V119H121ZM132 118H134V119H132ZM169 118V119H168ZM175 118H177L178 120H173V119H175ZM194 118V119H193ZM196 118V119H195ZM220 118V119H219ZM233 118V119H232ZM52 119H55V121L54 120H52ZM77 119H79V122L77 121ZM83 119H85L86 120V123H85V121H84V124H85V126H82L81 127V123H82V125H84L83 124ZM128 119V120H127ZM141 119V120H140ZM143 119H145V120H143ZM152 119V120H151ZM158 119V121H155V120H157ZM165 119L167 120V121H165ZM187 119H189V120H187ZM219 119V120H218ZM224 119H225V121H224ZM235 119V120H234ZM260 119V120H259ZM81 120V121H80ZM109 120H111V121H109ZM113 120V121H112ZM121 120H123V123H122V121ZM125 120H127V121H125ZM160 120H162V121H165V123L166 124H164V123H161L162 121H160ZM197 120V121H196ZM217 120V121H216ZM244 120V121H243ZM261 120H262V122H261ZM53 121V122H52ZM74 121V122H75ZM92 121V122H91ZM124 121L126 122V123H124ZM144 121V122H143ZM148 121H151V122H148ZM159 121H160V123L162 124H160L159 123ZM195 121V122H194ZM199 121V122H198ZM201 121V122H200ZM230 121V122H229ZM11 122H13L12 123V130L13 131H16V130H20V127L19 126H17V125H19L20 124V126H21V123H17V121L15 120V121H11ZM56 122V123H55ZM73 122V123H74ZM102 122H105V123H103L104 124V126H105V128L103 127V125L101 124ZM110 122V123H109ZM114 122V123H113ZM120 122V123H119ZM130 122V123H129ZM170 122V123H169ZM204 122V123H203ZM226 122V124H225V126L227 127V129H225L224 127H223V125H224V123ZM233 122H235V123H233ZM257 122H259V123H257ZM17 123V124H16ZM49 123H51L50 125H49ZM57 123H58V126L59 127H57V126H55V125H53V124H56L57 125ZM88 123V124H87ZM90 123H92V124H90ZM95 123V125H93ZM137 123H139V126L138 125H136ZM149 123V124H148ZM151 123H154V125H155V123H156V125L155 126H150L151 125ZM159 123V125H157ZM168 123V124H167ZM173 123V124H172ZM229 123V124H228ZM106 124V125H105ZM112 124V125H111ZM115 124V125H114ZM123 124L125 125V126H123ZM134 124L136 125V126H138V128L136 127L135 128V126H134ZM141 124V125H140ZM148 124V125H147ZM169 125L170 126V128H169V126L168 127H166V126H164V125ZM185 125L186 127H187V130L189 131V132H187L186 130H180L179 129V127H180V125ZM222 125V127H221V125ZM40 126V127H37V126ZM48 125H49V128H47L48 127ZM88 125V126H87ZM90 125V126H89ZM92 125V126H91ZM97 125H98V127H97ZM109 125V126H108ZM133 125V126H132ZM182 125V126H183ZM228 125H229V127L230 128H228ZM263 125V126H262ZM47 126V127H46ZM86 126H87V128H86ZM96 126V127H95ZM100 126V127H99ZM121 126V127H120ZM124 128H123V127ZM126 126H127V129L130 127V128H132L133 130H131L130 128H129V131L128 130H126ZM129 126V127H128ZM156 126H161L160 128L159 127H156ZM163 126V127H162ZM175 126L176 127H178L177 129V131H175ZM243 128H242V127ZM258 126V127H257ZM19 127V128H18ZM47 129H46V128ZM53 127V131H51L52 133H53V136H54V138H53V136H52V133L50 132L49 133V131L51 130V128ZM83 127H85V132L83 131ZM93 127V128H92ZM95 127V128H94ZM143 127H145V128H147V129H145V128H143ZM149 127V128H148ZM166 127V128H165ZM193 127V128H192ZM203 127V128H202ZM215 127V128H214ZM40 128V129H39ZM98 129L97 131L95 130V129ZM106 128H109V130L108 129H106ZM112 128V129H111ZM116 128V129H115ZM142 128V129H141ZM163 128V129H162ZM164 128L165 129H167V128H169V129H167L166 131L164 130ZM224 129V131H223V129ZM232 128V129H231ZM236 128V129H235ZM24 129V128H23ZM26 129V128H25ZM36 129H38V130H36ZM78 129H80V130H78ZM101 129V130H100ZM105 129L107 130V131H105ZM125 130V131H120V130ZM135 129V130H134ZM155 131V132H153L152 133V131L153 130ZM204 129V130H203ZM216 129H218V130H216ZM238 129V130H237ZM245 129V130H244ZM40 130V131H39ZM86 130H93L92 132H93V134L91 133V132H88V131H86ZM95 130V131H94ZM99 130H100V133H99ZM102 130L103 131H105V132H102ZM115 130H116V132H115ZM141 130H144V131H141ZM147 130V131H146ZM150 130V131H149ZM152 130V131H151ZM156 130H158V131H160V132H158V133H160V135H161V133L164 131V133H163V135L164 136H161V137H159L160 135H158V140H157V138H156V136L155 135H157L158 133L156 132ZM173 130H174V132H173ZM183 131V132H185V134L183 133V132H181V134L182 135H187L186 133H188L189 135H193V136H189L188 135V137H186V138H188V139H190V140H188V142H190L191 141V144L190 143H188L189 144V146H187V148L186 147H184V144L182 145V144H178V142H174V138H176L177 136H181L180 135V131ZM207 130V131H206ZM213 130V131H212ZM230 132H229V131ZM27 131V129L26 130H24V132H26ZM40 132L39 134H38V132ZM42 131V132H41ZM46 131V132H45ZM78 131L81 133V135H82V137H81V135H77V133H78ZM83 131V132H82ZM134 133H133V132ZM139 133H145V131H146V134H140V137L141 138H139L138 136H139V134H137L138 132ZM150 133H149V132ZM232 131V132H231ZM252 131V132H251ZM37 132V133H36ZM88 133V135L89 136H91V134L92 135H95V136H92L91 138L90 137H87L88 135H86L87 133ZM94 132H96V134H94ZM98 132V133H97ZM107 132H110L109 134L107 133ZM112 132V133H111ZM122 132H125L124 134L122 133ZM128 132V133H127ZM147 132H148V134H147ZM172 132V133H171ZM4 135H3V134ZM1 133V131H0V145H1V141L3 142L4 140H5V135H6V133H4V132H2ZM27 134L23 137V138H25V139H23L22 138V141L23 142H21L18 146H12L11 148H12V151H11V148H10V145L9 144H4V145H2L1 146V148H0V160H2V158L4 159L3 160V162H1L0 164V168L2 169V171H4L9 165H10V163H12L13 165H15L16 164V162H18V161H20L21 160V158H23L24 156H25V154L28 152V148H29V146H30V142H31V140L33 139V136H31L30 135V133H28V131L26 132ZM45 133L48 135H45ZM91 133V134H90ZM106 133V134H105ZM115 133V134H114ZM117 133V134H116ZM122 133V135H121V137H122V139H124V140H126V141H128V143H130V145L132 146V147H134V146H136V145H138V146H136V148L134 147L133 149L134 150H137V152L135 151H133L134 153H132V149H130V147L129 148H127L128 149V153H126L127 152V149L126 150H124V154L126 155V154H128L127 155V160H134L135 158H131V159H128V157L129 156H131V157H133V154L135 155V157H136V159L137 158H141L142 157V155L143 154H145L144 153V151H143V149L141 150V151H143V153L142 152H138V150L139 149H141L139 146H142V144L144 143V141L145 140H142V138L143 137H145L146 138V135H147V138H149V136H150V138H151V145H149L150 144V141H149V148H156L158 151H160V153L161 154H163V156H160L159 158H158V160L160 159V164H157L158 162H157V159L156 160H151L149 157H147V156H144V160H146V162H144L142 165H140L139 166V168H127L126 167V161L127 160H125V162L123 163H121V162H118V161H121V159L119 160V156H120V154L119 155H117L116 156V152L115 151H117V153L119 152L118 150H116V149H111L110 150V152L109 153H106V152H104L106 149L105 148H107V146H109V145H111L112 144V142H114V137L116 136L117 137V135H119V134H121ZM132 133V134H131ZM175 133L177 134V136L176 137H174V135H175ZM195 133V134H194ZM36 134V135H35ZM38 134V135H37ZM79 134V133H78ZM113 135V136H111V135ZM150 134H152V137H151V135ZM173 134V135H172ZM219 134V135H218ZM42 135H45V136H42ZM51 135V136H50ZM86 135V136H85ZM109 135V136H108ZM125 135V136H124ZM136 135V137H134V136ZM174 137V138H172V136ZM194 135H195V137H196V135H198V136H200L199 138H200V141H199V138H197V140H195V137H194ZM2 136V137H1ZM29 136V137H28ZM36 136H39V140H38V137H36ZM49 136H50V139H48L49 138ZM106 136H108V137H106ZM126 136H127V138H126ZM154 136V137H153ZM171 136V137H170ZM197 136V137H198ZM223 136H225V137H223ZM231 136V137H230ZM254 136V137H253ZM27 137V138H26ZM32 137V139H30ZM47 137V138H46ZM86 137H87V139H86ZM101 139H100V138ZM103 137V138H102ZM105 137V138H104ZM109 137L110 138H112L113 137V139L112 140H109ZM115 137V138H116ZM163 137H165V138H163ZM170 137V138H169ZM191 137H194V139H192ZM29 138V139H28ZM43 138H44V140L46 139V143H45V141L43 140ZM88 138H89V141H86V140H88ZM129 138V140H130V142H129V140H127ZM138 138V139H137ZM144 138V139H145ZM146 138V139H147ZM156 139V141H158V142H160V143H158V142H156L155 140H153V139ZM160 138H162V139H164L163 141H164V143L161 141V139ZM172 138V140H171V145H170V143H169V139H171ZM217 138H219V139H217ZM41 139V140H40ZM53 139V140H52ZM94 141H92V140ZM106 139V140H105ZM121 139V138H120ZM132 139V140H131ZM242 139H243V141H242ZM28 140V141H27ZM47 140H51V142L50 141H47ZM84 140H85V143H84ZM97 140V141H96ZM104 140V141H103ZM133 140H138V141H133ZM169 140V141H168ZM257 140V141H256ZM30 141V142H29ZM37 141H43V143H45V144H43V143H41V142H39V143H37ZM53 141V142H52ZM59 142V144H61V145H59V144H57L58 142ZM97 143H96V142ZM106 141H109L110 142V144L108 145V143L106 142ZM133 141V142H132ZM139 141H143L142 143H140ZM154 141H155V144H154ZM193 141H195V142H193ZM48 142H50V143H48ZM54 142H56L55 143V145L53 144ZM83 143V144H81V146H80V148H79V146L78 145H80V143ZM88 142H90V143H88ZM92 142V143H91ZM101 142H103V144H107L106 146H104L103 145V147H105L104 149L103 148H101L100 149V147L102 146V145H100V144H102ZM104 142H106V143H104ZM139 142V144H136V143H138ZM163 144H162V143ZM200 142V144H198ZM25 145H24V144ZM40 143H41V145L44 147V148H42V146L40 145ZM52 143V144H51ZM134 143V144H133ZM152 143L154 144V147L152 146ZM166 143L167 144H169L171 147L172 146H174L175 145V143H176V146H174L175 147V151L177 152H175L174 151V149H173V151L170 153V151L172 150V149H170V146L168 147V149H169V151L167 152L168 154H170V155H168V154H166V153H164V151H166V150H164L165 148H163V149H161L160 147H167V145H166ZM174 143V144H173ZM204 145H203V144ZM23 144V145H22ZM29 146H28V145ZM48 144V145H47ZM51 144V145H50ZM87 144H88V147H87ZM91 144V145H90ZM99 145V147H98V145ZM133 144V145H132ZM159 144V148L158 147H155V145H158ZM223 144H224V146H223ZM226 144H227V146H226ZM244 144V145H243ZM257 144H259V145H257ZM8 145V146H7ZM47 147H46V146ZM53 145V146H52ZM85 145V146H84ZM93 145V147H91ZM95 145H97V146H95ZM162 145V146H161ZM178 145H180V146H178ZM20 146V147H19ZM24 146V147H23ZM27 146H28V148H27ZM41 146V147H40ZM59 146V147H58ZM65 146V145H64ZM66 146H67V144H66ZM152 146V147H151ZM177 146H178V148L179 149H176L177 148ZM197 146V147H198ZM51 147V148H50ZM84 147V148H83ZM88 149H87V148ZM91 147V148H90ZM95 147V148H94ZM98 147V149H100V151L102 150L103 152H102V154H103V157L101 156L100 158H99V156L100 155H102V154H98L99 153V150H98V152H97V150H96V148ZM131 147V148H132ZM137 147H139V148H137ZM144 147H147V146H144ZM182 149H181V148ZM184 147V148H183ZM188 147H191L192 149H190V151H188L189 150V148ZM248 147V148H249ZM260 147V148H259ZM4 148V149H3ZM9 149V151H8V149ZM20 148V149H19ZM25 148H26V150H25ZM42 148V149H41ZM50 148V149H49ZM52 148H53V150H52ZM61 148V149H60ZM62 148H63V150H62ZM70 148V149H69ZM83 148V149H82ZM86 148V149H85ZM89 148H90V150H89ZM109 149H110V147H108ZM187 149V151H185L184 149ZM200 147H198V148H195L194 147V149H198V150H194V151H199L200 149H199ZM246 148V147H245ZM43 149H44V151H43ZM49 149V150H48ZM67 149H69L70 151L71 150H73V151H66ZM76 149H79V150H76ZM130 149V150H129ZM148 149V148H147ZM167 149V148H166ZM6 150V151H5ZM57 150V151H56ZM74 150H76V152L74 151ZM88 150L91 152L92 150H94L95 152H96V154L98 155H96V154H93V152L94 151H92V153H90V152H88ZM146 150V149H145ZM206 150V151H205ZM11 151V152H10ZM48 151H50L51 153H49ZM54 153H53V152ZM60 151H62V152H64V153H61ZM87 151V152H86ZM114 151V152H113ZM130 151V152H129ZM140 151V150H139ZM184 151V152H183ZM205 151V152H204ZM218 151L221 153L222 151L218 148L217 150H214V151H211V152H208V149H206V148H204V149H202V152H201V150L199 151V152H197L198 154L197 155H199V156H202V155H209L208 157H209V159L208 160H210L212 157V159H215L216 157H215V155L217 154V155H219L220 153H218ZM39 152H40V154H39ZM48 154H47V153ZM55 152H56V154H57V157H56V154H55ZM68 154H67V153ZM75 152V153H74ZM80 152H83V153H80ZM86 152V153H85ZM94 152V153H95ZM163 152V153H162ZM175 154H174V153ZM261 152V151H260ZM262 152H264V150H262ZM6 153L8 154V155H6ZM12 153V154H11ZM38 153V154H37ZM59 153H61L60 154V157H59ZM69 153H73V154H75V155H72V154H69ZM77 153V154H76ZM78 153L80 154V155H78ZM115 155H114V154ZM141 154V155H138V154ZM172 153H173V155H172ZM11 154V155H10ZM18 154V155H17ZM44 154H45V156H44ZM49 154L51 155V157L49 156ZM63 154H64V156H63ZM90 154H92L91 156H89ZM160 154V155H161ZM212 154H214V155H212ZM255 154H256V156H255ZM254 155L253 154H248L247 155V159H246V163H251V165L249 166V165H247L244 161H243V163L244 164H242V166H244L245 164V166H249V168H250V170L252 169H254V168H256L255 170H257L258 168L260 169V170H257L258 172H260V173H262V174H259V177L261 178V179H263L262 181L264 182V170H262L261 171V168L262 167H264V155L262 154V153H259L258 154V152L257 153H255ZM6 155V156H5ZM16 155V156H15ZM37 155H39L40 157H42V155H43V158L44 159H40L39 158V156H37ZM47 155V156H46ZM54 155H55V157H54ZM93 155H95V156H93ZM106 155H107V159L111 156V157H113V156H115V158H117L116 159V161H115V164H111V166L114 168H112L111 166V168H108V170L107 171H109L108 173H107V171H103V169H101V166L104 164L103 162H105L104 160L106 159ZM108 155H110V156H108ZM164 155H166V157H164ZM186 155L187 154H183V155H180L181 157H183V156H185L186 157ZM252 155V156H251ZM2 156V157H1ZM10 156V157H9ZM11 156H13V157H11ZM53 156V157H52ZM62 156V157H61ZM81 156V157H80ZM94 158H93V157ZM96 156L98 157V159L96 158ZM253 156H255V157H253ZM59 157V158H58ZM69 159H68V158ZM72 157H74V158H72ZM75 157H76V159H75ZM162 157H164L163 159H161ZM185 157H183V158H185ZM251 157H253V158H251ZM40 159V161L41 162H38V160ZM47 158H49V159H47ZM54 159V160H51V159ZM58 158V159H57ZM77 158H78V162H81L80 164L82 165L83 164V166L81 167V165H79L81 168H79L80 170H77L78 169V162L76 161L77 160ZM83 160H82V159ZM103 158V159H102ZM188 158V156L185 158V159H187ZM258 158H260V159H258ZM7 159H8V161H7ZM20 159V160H19ZM38 159V160H37ZM57 159V160H56ZM85 159V160H84ZM102 159V160H101ZM106 159V160H107ZM113 159H114V157H113ZM189 159H192V158H189ZM189 159H188V161H189ZM249 159H251V160H249ZM252 159L253 160H256V161H253L252 162ZM14 160V161H13ZM17 160V161H16ZM48 160H51V162L49 161L48 162ZM69 160V161H68ZM81 160V161H80ZM109 160V159H108ZM12 161V162H11ZM70 161H72V162H74L75 161V163L73 164V163H70ZM150 161H151V163H150ZM157 163H156V162ZM161 161L164 163V164H162L161 163ZM187 161V160H186ZM191 161V160H190ZM249 161V162H248ZM6 162V163H5ZM10 162V163H9ZM54 162V163H53ZM116 162H118V163H116ZM263 162V163H262ZM3 163H5V164H3ZM9 163V164H8ZM49 164V165H47V164ZM103 163V164H102ZM152 163H156V164H154L153 165V167L150 165V164H152ZM259 163V164H258ZM4 166H3V165ZM10 165V166H13V165ZM100 164H102V165H100ZM126 164V165H125ZM147 164V165H146ZM162 164V165H161ZM263 165V166H260V165ZM6 165V166H5ZM8 165V166H7ZM42 165H44V166H42ZM75 168L76 166V168L77 169H74L72 166ZM74 165H76V166H74ZM100 165V166H99ZM121 165V167L123 168V171H122V168L121 167H118V166H120ZM125 166V167H123V166ZM168 165H171V164H168ZM1 166H3V167H1ZM9 166V167H10ZM69 166H71V168L69 167ZM142 166V167H141ZM143 166L145 167L144 168V170H143ZM151 168H150V167ZM157 166V167H158ZM162 166V167H161ZM164 166V167H163ZM172 166V165H171ZM258 166H260V167H258ZM148 167V168H147ZM169 167V166H168ZM5 168V169H4ZM70 168V169H69ZM74 170H77V171H75L76 173H77V175L78 174H85V173H83V172H85V171H87L88 173H86L87 174V177L88 176H90L91 174H95V175H91L90 177H88V178H84V179H82L83 181H81V179H79V178H77L76 176V174L75 173H73V169ZM100 168V169H99ZM125 168V169H124ZM142 168V169H141ZM153 168V169H152ZM227 168V167H226ZM225 168V169H226ZM238 168H239V166H238ZM240 168H242L241 167V165H240ZM246 168V167H245ZM248 168V169H249ZM0 169V170H1ZM150 169H152L153 170V172H151V173H149L151 170ZM168 169V168H167ZM224 169V170H225ZM228 169V168H227ZM225 170V174H227L226 172H230L231 173V171L230 170H232L233 169V167L231 166H229V169L228 170ZM68 170H70V171H68ZM81 170H83V171H81ZM95 170H99L100 172H101V170H102V172H101V175H100V173H99V171H95ZM115 170V171H114ZM121 170V171H120ZM2 171H0L1 173H2ZM68 171V172H67ZM111 171V172H110ZM136 171V172H135ZM155 171H156V169H155ZM233 171L234 170H232V173H233ZM66 174H65V173ZM69 172H71V174H73L72 176H71V174L69 173ZM135 172V173H134ZM138 172V173H137ZM229 172H228V174H229ZM1 173H0V175H1ZM97 173V174H96ZM125 173V174H126ZM231 173V174H232ZM16 174H17V172H16ZM67 174H69L68 176H67ZM89 174V175H88ZM106 174V175H105ZM123 174V173H122ZM142 174V175H141ZM253 174H254V176H253ZM57 175V176H56ZM75 175V176H74ZM116 175V176H115ZM230 175V174H229ZM256 175H257V173L255 174L254 172H251V173H249V174H246V178H245V182H247V186H250V184H253V182H255L256 181ZM263 175V176H262ZM14 176H17V175H14L13 174V177ZM52 177L51 179L50 178H47V177ZM105 176V177H104ZM112 176V178H110ZM55 177H57L56 179H54ZM62 177V178H61ZM63 177H64V179H63ZM65 177L67 178V180L65 179ZM69 177H70V179H69ZM72 177L74 178V179H72ZM116 177V178H115ZM77 178V179H76ZM90 178V179H89ZM93 178V179H92ZM97 178V179H96ZM113 178H115L114 180H112ZM249 178V179H248ZM96 179V180H95ZM252 179V180H251ZM261 179H257L258 181H261ZM73 180H74V183H76V185L77 186H79L78 188L76 187V188H74L76 185H74V183H73ZM80 181V182H78V181ZM86 180H88V181H86ZM99 180V181H98ZM70 181V182H69ZM72 181V182H71ZM76 181V182H75ZM85 181H86V183H85ZM111 181H114V182H111ZM120 182V183H117V182ZM243 181V182H244ZM82 182V183H81ZM98 182V183H97ZM105 182H107V184L108 185H106V183ZM244 182V183H245ZM71 183H73V184H71ZM80 183V184H79ZM97 183V185H95ZM102 183V184H101ZM105 183V185H103ZM112 186H111V185ZM113 184H114V186H113ZM69 185H70V190L68 189L69 188ZM72 185H73V188H72ZM92 185V186H91ZM94 185V186H93ZM262 186L258 189H255V187H254V185H252V187L250 188V187H247V186H245V187H240L239 188V190H238V193L240 194V198H239V201L236 203V202H233L234 204H235V206H233L234 204L231 202H229L230 204L228 205V204H224L225 205V209L223 208V212L225 211V213H226V216H224V217H226L227 219H229V218H231V219H229L228 221H230V223L228 224V225H226L225 227H220V228H218V226L217 225H213V222L212 223H209L210 222V220L209 219H207L206 217L205 218H200V220H197L198 221V223L200 222H202L201 223V225H200V227L202 226V224H203V230H202V228L201 229H199V228H197V225H198V227H199V224H196L195 225V227L197 228H195L194 227V229L191 231H185V232H183V233H181L180 235H178V236H176L175 238H173V239H169V240H167V241H164L162 244L160 243V245L158 246V247H160V249L158 250V248H156V249H154L153 251H152V253L147 257L148 259H147V261H145V263L146 262H149V261H151L150 262V264L152 263V264H182V262H184L185 264H189L190 263V261L192 260V259H194V255H195V253H199V252H202L203 251V249L204 248H211L212 246L213 247H217V246H219L220 244H221V241H223L224 240V238H222L223 236H224V234H229V236H228V238H229V241H230V239L232 240V241H244V240H246V238L247 239H250L251 241H252V245H259L260 243H262L263 241H264V224H262V222L264 223V215H263V213H264V183H262L261 184ZM19 186V185H18ZM68 186V187H67ZM101 187V188H99V187ZM110 188H109V187ZM67 187V188H66ZM94 187V188H93ZM103 187H105V188H103ZM113 189H112V188ZM91 188H93L92 190L94 191V193H93V191L92 190H90ZM98 188V189H97ZM255 189V190H251V189ZM108 189V190H107ZM116 189V190H115ZM26 190H28V191H26ZM32 190V191H31ZM57 190H60L59 192L57 191ZM68 190H69V192H68ZM106 190V191H105ZM115 190V191H114ZM31 191V192H30ZM73 191V192H72ZM97 191V192H96ZM112 191H114V192H112ZM262 191V192H261ZM22 192V193H21ZM27 192H29V193H27ZM34 192V193H33ZM57 192L59 193V194H57ZM72 192V193H71ZM111 193V195H110V193ZM96 193V194H95ZM31 194V195H32ZM73 194V195H72ZM88 194H90V195H88ZM107 194H108V196H107ZM249 194V195H248ZM70 195H72V197H70ZM110 195V196H109ZM97 196V197H96ZM68 197H69V199H68ZM258 197V198H257ZM101 198V199H102ZM93 199V200H92ZM97 199V200H98ZM17 200V201H18ZM40 200V201H39ZM61 200V201H60ZM100 200V199H99ZM255 200V201H254ZM260 200H261V202H260ZM14 201V202H13ZM93 201V202H94ZM239 202H240V207H242L241 205H243V206H245V209L247 208H249V206L252 208V211H253V209L255 208H257L256 210H258L259 211V209H260V211L258 212H251V210H250V212L249 211H247V209L246 210H244L243 208V210L242 211H239V212H242V214H245L244 213V211H246V216H247V218H249V219H254L255 221L257 220V222L256 223H254L252 226H247V224L248 223H250V222H254V221H252V220H248L247 218H246V216H244V217H241V218H246L247 219V221H245L246 219H242V220H244V222H240V216H237V214H232V213H234V211H236L237 210V204H239ZM251 202H252V204H251ZM260 202V203H259ZM263 202V203H262ZM67 203V202H66ZM199 203V202H198ZM197 203V206H199V207H202V206H200L201 204L199 203L198 204ZM242 203H244V204H242ZM6 204V205H5ZM32 204V205H33ZM37 204V205H36ZM51 204V205H50ZM27 205H31V204H27ZM25 206L24 208H22L23 209V211H22V209L20 210V212L19 211H17V210H13V211H15V212H10V211H7V213H13L14 215L16 214L17 216H23V214H26V213H28L30 210L29 209H31L32 207H34V206H32L31 205V207L30 208H28V206ZM43 205V206H42ZM203 205V204H202ZM253 206V207H252ZM262 206V207H261ZM48 207V208H47ZM203 207H204V205H203ZM224 207V206H223ZM261 207V208H260ZM25 208H27V209H25ZM35 208H33V209H35ZM53 208V207H52ZM51 208V209H52ZM233 208H234V210H233ZM236 208V209H235ZM6 209V210H5ZM33 209H31V210H33ZM37 209H39V210H37ZM42 209V210H41ZM250 209V208H249ZM248 209V210H249ZM254 209V210H255ZM263 209V210H262ZM151 210L152 209H150V212H151ZM2 211H0L1 213H0V225H8V223H6V222H8L12 217H14V216H12L10 213V215L8 214V215H6L4 212H2ZM17 211V212H16ZM157 211V212H156ZM156 215L157 216H152V214L154 215L155 214V212L152 210V212L151 213H149V210H147V211H145V212H147L146 213V216H148L149 214V218L148 219H150V220H153V221H155L156 220V222L157 221H160L161 219V221L160 222H162L163 223V221H167V217L166 218H164V220H163V216H164V214H162L163 216L161 217L160 215V213H158L159 211L156 209ZM26 212V213H25ZM71 212V211H70ZM76 212V211H75ZM74 211H72V214L71 215H69L68 217L67 216H65L66 217V219H65V217H60V219H58V220H56L55 221V219H57V218H59V217H54L55 219H52V218H48V219H44L45 221L43 222V220L41 221V222H39L37 225H38V227H41V228H38L37 227V225H36V230H38V231H36V233L37 232H39L40 231V229H42V226H43V229H46V228H48L49 230L51 229V230H53V231H58L59 229V225H63L64 223H68L69 221V223H77V221H78V219L80 218V216L82 215V214H78L77 212L75 213ZM144 212V213H145ZM20 213V214H19ZM75 213V214H74ZM137 212H135V214H136ZM259 213H260V216H259ZM3 214H5V216L3 215ZM134 213H131V215H130V217H137V219H135V218H131L132 220H136L135 222H133L132 221V223L134 224V223H136V222H138L139 220H138V218L142 215H140L139 214V216H136V215H138V213L134 216L133 215ZM248 214H249V216H248ZM255 214V215H254ZM15 215V216H16ZM159 215V216H158ZM225 215V214H224ZM230 215V216H229ZM251 215V216H250ZM151 216V217H150ZM229 218H228V217ZM235 216L236 217H239V219H237V218H235ZM2 217V218H1ZM70 217V218H69ZM76 217V218H75ZM153 217V219H151ZM6 218V219H5ZM64 218V219H63ZM75 218V219H74ZM141 219H142V217H140ZM155 218V219H154ZM156 218H161L160 220L159 219H156ZM141 219H140V221H141ZM237 219V222L235 221ZM4 220V221H3ZM46 220H50L49 222L47 221L46 222ZM54 220V221H53ZM64 220V221H63ZM73 220V221H72ZM207 220H208V222H207ZM233 220H234V222H233ZM239 220V221H238ZM261 220V221H260ZM54 222V223H52V222ZM61 221V222H60ZM203 221H204V223H203ZM46 222V223H45ZM51 222V223H50ZM207 222V223H206ZM42 223V224H41ZM58 223V224H57ZM63 223V224H62ZM139 223V222H138ZM137 223V224H138ZM53 224V225H52ZM258 224V225H257ZM41 225V226H40ZM49 225H50V227H49ZM57 225V226H56ZM257 225V226H256ZM206 226V227H205ZM208 226V227H207ZM255 226L257 227V228H255ZM1 227V226H0ZM204 227H205V229H204ZM209 227L210 228H212L211 230L209 229ZM239 227V228H238ZM57 228V229H56ZM61 228V227H60ZM56 229V230H55ZM209 229V230H208ZM47 230V229H46ZM248 230L251 232H248ZM252 230V231H251ZM43 231V230H42ZM260 231V233H258ZM2 232V231H1ZM6 232V229H5V231H4V233ZM133 232V233H132ZM132 232H129V233H121L119 236H117V238H114L115 236L114 235H110V234H108L107 232L105 233V232H102L101 234H103V233H105L104 234V237L105 238H103V239H95L94 237L97 235H91V233L89 234L88 233V235H86V233H84V235L82 234V235H78V236H80L81 238H83L84 237V239H81V240H79V238L80 237H76V236H74L76 233H72V234H69V235H64V236H61V237H58V239H57V241L59 240V238L61 239L62 237H64L63 239H61L63 242H61V240H60V242H61V246H62V243H63V245H64V247H62L61 248V246H59V247H57V249L55 248L54 250L52 249V250H50V252L48 251V252H44V253H40L39 255H37L36 256V259L35 260H33V259H31V260H33V261H26L25 262V264L27 263H29V262H31V263H29V264H123V263H126V264H129V260H130V262H131V259L132 258H134V257H137V255L139 254L138 252H139V248H140V243L142 242V238H136V239H134V238H132L134 235H136V234H138L137 232H135L134 230L132 231ZM134 232H135V234H134ZM190 232V233H189ZM208 232H210V233H208ZM236 232V233H235ZM244 232V233H243ZM252 232H254V233H252ZM4 233H1L0 234V236L1 235H3L4 236ZM130 233H132V234H130ZM185 233V234H184ZM212 233H214V234H212ZM231 233V234H230ZM100 233H98V235H99ZM108 234V235H107ZM127 234L128 235H131V238H132V240H130L131 238L128 236V239L129 240H127ZM206 234V235H205ZM210 234V235H209ZM253 234V235H252ZM86 235V236H85ZM109 235L110 236H112V237H110L109 238ZM126 237H125V236ZM133 235V236H132ZM3 236H1L2 238H4ZM83 236V237H82ZM89 238H88V237ZM108 236V238H106ZM123 236V237H122ZM141 237L140 235H137V237ZM193 236V237H192ZM207 236V237H206ZM209 236V237H208ZM234 236V237H233ZM260 236V237H259ZM0 237V238H1ZM69 237L71 238V239H69ZM74 237V238H73ZM93 237V238H92ZM135 237V236H134ZM68 238V239H67ZM74 240H73V239ZM75 238L76 239H78V240H75ZM122 238V239H121ZM178 238V239H177ZM232 238H234V239H232ZM253 238V239H252ZM118 239H120V240H118ZM64 241H65V243L67 244V245H65L64 244ZM68 241V242H67ZM176 241V242H175ZM180 241V242H179ZM59 242V241H58ZM174 242V243H173ZM165 243V244H164ZM178 243H180V244H182V247H181V249L180 250H177V245H179V247L178 248H180V244H178ZM138 245H139V247H138ZM170 245V246H169ZM137 246V247H136ZM164 246V247H163ZM212 247V248H213ZM135 248V249H134ZM164 248V249H163ZM190 248V249H189ZM193 248V249H192ZM203 248V249H202ZM162 249V250H161ZM165 249H167V250H169V251H167V250H165ZM191 249H192V251L194 250H196V252H194L193 251V253H192V251H191ZM137 251V253H136V251ZM156 250L159 252H157L156 253ZM186 250H188L187 251V253H186ZM167 251V252H166ZM178 251V252H177ZM181 251H184V252H181ZM162 252V253H161ZM188 252H189V254H188ZM250 252L251 251H249L247 254H250ZM50 253V254H49ZM131 253V254H130ZM171 253V258H170V254ZM163 254V255H162ZM166 254L169 256H167V258H166ZM173 254H175V255H173ZM194 256H192V255ZM62 255V256H61ZM153 255H155V256H153ZM164 256V258L163 259H165V260H162L161 259V257L162 256ZM189 255H191V256H189ZM197 255V254H196ZM46 256V257H45ZM53 256H55L54 258H53ZM65 256V257H64ZM67 256V257H66ZM150 256H152V257H150ZM158 256V257H157ZM56 258V259H55ZM153 258V259H152ZM157 258V259H156ZM192 258V259H191ZM127 259V260H126ZM135 259V258H134ZM167 259V260H166ZM237 258L236 257H234V259H232L231 260V262L232 263H234V264H237V262H235V261H237L236 260ZM156 260V261H155ZM35 261V262H34ZM128 263H127V262ZM132 261H133V259H132ZM155 261V262H154ZM160 261H162L163 263H159ZM171 261V262H170ZM193 262V261H192ZM183 263V264H184ZM11 264H13V263H11ZM15 264V263H14ZM147 264H149V263H147ZM192 264V263H191ZM193 264H194V262H193ZM209 264H215L213 261L212 262H210Z\"/></svg>", "mask_w": 264, "mask_h": 264}]
</instances>
